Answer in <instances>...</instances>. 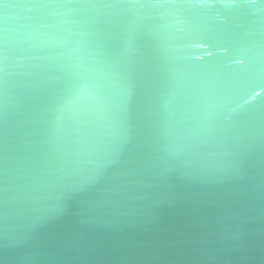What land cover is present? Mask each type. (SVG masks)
Returning a JSON list of instances; mask_svg holds the SVG:
<instances>
[{
    "label": "water",
    "instance_id": "1",
    "mask_svg": "<svg viewBox=\"0 0 264 264\" xmlns=\"http://www.w3.org/2000/svg\"><path fill=\"white\" fill-rule=\"evenodd\" d=\"M0 264H264V0H0Z\"/></svg>",
    "mask_w": 264,
    "mask_h": 264
}]
</instances>
